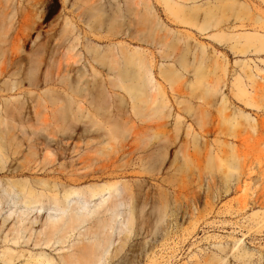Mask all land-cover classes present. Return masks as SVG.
I'll return each instance as SVG.
<instances>
[{"label": "rangeland", "instance_id": "obj_1", "mask_svg": "<svg viewBox=\"0 0 264 264\" xmlns=\"http://www.w3.org/2000/svg\"><path fill=\"white\" fill-rule=\"evenodd\" d=\"M147 1L152 11L147 10ZM176 1L182 6H177ZM143 24L148 34L167 33V52H182L183 63L203 47L210 54L216 52L227 66L226 75L222 74L226 83L224 96L243 104V100L252 98L258 104H245V113L254 119L255 128L243 118L241 126L229 127L222 113L215 110L214 133L203 131L198 139L182 137L187 159L192 162L183 172L172 162L175 146L163 164L159 150H149L151 156L144 160L138 158L146 154L144 151L130 153L135 148L130 146L137 133L134 127L118 135L110 143L116 150L110 148L103 156L96 152V142L81 143L91 163L128 162L127 174L121 180L138 183L134 186V225L130 231L114 230L109 251L100 264H264V96L260 90H252L251 79L242 67L243 62H248L257 77L254 83L264 84V0H0V48L5 51L3 57L0 55V66H7L0 81L10 86L4 93L16 103L28 92L34 104L43 96L50 104L67 105V111L59 113L40 133L43 141L55 143L62 139L66 143L76 123L83 127L91 120L90 116L74 117V97L63 99L62 91L75 85L74 70L83 64L84 52L92 72L88 88L95 92L100 84L95 72L107 73L113 64L114 47L123 42L150 47L131 37L135 28ZM186 35L189 37L183 39ZM19 37H27L26 42L19 41ZM75 51L82 54L79 63L71 58ZM238 75L242 86L251 91L248 96L239 92L240 99L234 95ZM174 80L165 83L170 86ZM109 105L107 101L94 100L99 111L109 109ZM168 121L171 125L174 119L170 117ZM189 122L192 123L190 119ZM35 125H39L37 120ZM167 129L168 136L172 131L171 127ZM17 134V141L22 140V152L12 154L9 167L13 171H8L14 181L29 180L41 186L37 181L60 177L61 167L79 156L73 152L70 157L57 158L47 165V172L36 167L16 173L21 164L44 165L45 153L41 150L33 156L31 135L19 126ZM200 139H208V144L196 153ZM232 146L238 156L235 163L231 162ZM211 148L224 160L222 167L208 164ZM20 210L11 200L0 203V264H25L24 256L12 263L4 261L2 254L8 247L19 253L45 252L58 259L73 242L89 239L85 233L96 225L98 217H89L69 232L64 244L48 246L34 241L47 210L26 214ZM21 216L23 220L19 221ZM19 225L23 234L20 241H4L5 234ZM115 251L118 253L113 257ZM240 253L246 255L238 257Z\"/></svg>", "mask_w": 264, "mask_h": 264}, {"label": "bare ground", "instance_id": "obj_2", "mask_svg": "<svg viewBox=\"0 0 264 264\" xmlns=\"http://www.w3.org/2000/svg\"><path fill=\"white\" fill-rule=\"evenodd\" d=\"M176 2L177 6H182L179 4L181 2ZM145 4L147 10L152 11L148 1ZM171 5L174 7L173 4ZM147 18L151 19L148 16ZM182 22L189 23V21ZM27 37H19V41L22 39L26 42ZM131 37L143 41L152 48L131 46L132 43L129 42L114 47L113 64L107 73L95 72V75H99L98 83H100L95 92L88 88L89 76L92 72L84 52L83 64L74 70L75 85L71 88L65 87L62 91L63 99L69 95L74 97L72 109L74 117L90 116L91 120H88L83 127L76 123L74 133L69 136L70 141L66 143L62 139L56 140L55 143H52V140L43 141L40 133L56 120L59 113L67 111V105L50 104L43 96L34 104L28 92L26 98L16 103L4 93L10 89V86L0 81V203L11 200L19 205L20 211L24 214L34 210L38 212L47 210L34 241L48 246L55 243L64 244L69 232L74 231L89 217L98 216L96 227L91 226L85 233L89 239L82 238L73 242L68 251L60 254L58 259L45 252L19 253L8 247L2 254L4 261L12 263L17 257L24 256L25 264H100L109 251L114 230L132 229L135 222L134 201L137 197L134 186L138 183L121 180V177L127 174L125 166L128 162H125L126 165L117 164L114 160L91 163L88 151L83 152L81 143L89 145L91 142H96L99 145L96 152L103 156L110 148L116 150L110 146V143L118 135H124L134 127L137 133L130 146L134 145L135 148L130 153L136 150L144 151L146 154L138 156L140 160H144L147 156H151V153H147L149 150H159L163 164L166 156L172 153V148L175 146L177 149L173 152L172 162L178 165L180 172H183L192 162L187 159L182 137L191 135L194 139H198L199 136L202 138L203 131L214 133L215 110L222 113L223 121L229 127L241 126L240 119L243 118L255 128L252 123L254 119L250 114L245 113V109L246 105L258 107V104L252 98L242 99L245 105L228 100L224 96L223 87L226 83L222 74L226 75L227 66L219 59L216 52L210 54L203 47L194 53L191 60L183 63L182 52H176L174 55L167 52L169 44L167 33L148 34L143 24V27L135 28ZM188 37L189 35H186L182 38ZM15 43L17 40L14 45ZM0 47H3L2 43ZM4 53L5 51L0 48L2 57ZM80 55L81 52L75 51L71 58L75 63H79ZM242 67L251 79L252 90L255 92L260 90L261 95L264 96V84L254 83L257 77L248 62H243ZM6 70V65L0 66V75ZM172 78H175L174 83L171 82L168 86L165 81ZM238 81V91L234 93L236 98H239V92L246 96L251 94L246 85L242 86L240 75ZM253 96L252 94L251 97ZM95 99L107 101L110 104L109 109L99 111L94 107ZM170 117L174 119L172 126L168 121ZM36 120L39 125H35ZM18 126L31 135V146L34 148L32 155L38 156L41 150H45V153L44 165L21 164L15 169L16 173H24L26 168L31 170L36 167L47 172L49 169L47 165L57 158L70 157L73 152H78L79 156L61 167L60 177L37 181L41 186H36L29 180L14 181L8 176V171H13V168L9 167L12 154L19 155L22 152V140L17 141ZM169 127L172 132L167 136ZM207 144L208 139L204 141L200 139L195 147L196 153H200L199 149L202 146L206 148ZM231 154L233 155L231 162L235 163L238 156L233 146ZM223 161L211 148L208 164L222 167ZM231 162L229 165L233 166ZM193 165L200 168L197 163ZM53 172L55 173L56 169ZM91 180H100V182L80 184ZM93 201H98L95 206L90 205ZM126 205H128L127 210L123 211L122 207ZM80 209L85 211L81 212ZM101 213L103 215H100ZM21 220H23L22 216L19 218V221ZM22 237V226L19 225L5 234L4 241L17 243ZM117 253L118 251H115L112 256ZM244 255L246 253L237 254L238 257Z\"/></svg>", "mask_w": 264, "mask_h": 264}]
</instances>
